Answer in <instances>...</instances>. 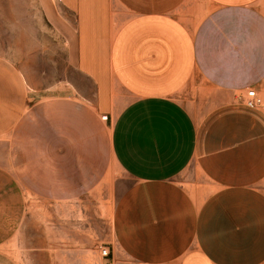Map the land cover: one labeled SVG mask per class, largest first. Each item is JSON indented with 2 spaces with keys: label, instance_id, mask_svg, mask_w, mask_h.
Listing matches in <instances>:
<instances>
[{
  "label": "crops",
  "instance_id": "1",
  "mask_svg": "<svg viewBox=\"0 0 264 264\" xmlns=\"http://www.w3.org/2000/svg\"><path fill=\"white\" fill-rule=\"evenodd\" d=\"M44 1L58 57L25 37L23 0H0L18 28L0 56V264L40 233L30 203L109 185L110 264H264V109L242 100L264 98V0Z\"/></svg>",
  "mask_w": 264,
  "mask_h": 264
},
{
  "label": "rangeland",
  "instance_id": "2",
  "mask_svg": "<svg viewBox=\"0 0 264 264\" xmlns=\"http://www.w3.org/2000/svg\"><path fill=\"white\" fill-rule=\"evenodd\" d=\"M22 3L24 12L19 11L18 18H24V27L21 29H24L25 37L29 40L34 35L40 37L41 41L35 43V47L58 57L59 53L64 52L65 43L59 40V28L57 30L50 24L44 9L49 2L23 0ZM11 13L17 14L16 10L10 11V15ZM6 20L11 19L2 18L0 11V56L2 51L5 55H11L15 51L12 35L18 28L16 24L7 25ZM32 44H25L26 51L27 46L32 49ZM9 59L16 63L15 57ZM58 62L61 61L57 58L50 60L46 57L41 60V67L50 69L59 64ZM178 97L184 102L189 99L186 92ZM114 192L115 188L109 185L89 200L66 206L43 201L30 203V210L37 211L39 218L36 222L40 224V233L34 235L35 242L32 234H26L25 240L13 242L10 254L19 264H110L109 253L102 256L100 251L102 247L108 250L112 245L110 216L116 198ZM38 238L40 245L36 244ZM117 258L118 264H127L125 257L118 255Z\"/></svg>",
  "mask_w": 264,
  "mask_h": 264
},
{
  "label": "built area",
  "instance_id": "3",
  "mask_svg": "<svg viewBox=\"0 0 264 264\" xmlns=\"http://www.w3.org/2000/svg\"><path fill=\"white\" fill-rule=\"evenodd\" d=\"M242 100L244 104L250 108L264 109V99L252 87H247L245 89ZM102 118L105 119L106 116H102ZM100 253L102 256H106L108 254L107 248L102 247Z\"/></svg>",
  "mask_w": 264,
  "mask_h": 264
}]
</instances>
